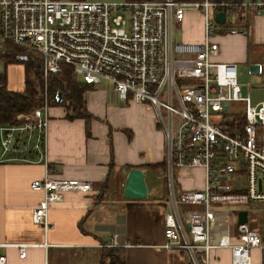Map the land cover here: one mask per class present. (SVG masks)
Instances as JSON below:
<instances>
[{
  "label": "built area",
  "instance_id": "2783aa9c",
  "mask_svg": "<svg viewBox=\"0 0 264 264\" xmlns=\"http://www.w3.org/2000/svg\"><path fill=\"white\" fill-rule=\"evenodd\" d=\"M192 12L202 18V40L174 43L172 30ZM218 12L225 20L228 15H264V0H0V46L37 54L46 86L49 76L66 65L86 85L106 82L121 99L131 96L135 103L150 106L164 137L171 207L157 247L189 253L194 264H208L209 252L216 248L230 249L231 264H251V252L257 250V264H264L259 228L237 224L235 244L213 234L223 226L220 218L214 219L218 207L248 202L264 206V103L251 106L247 95H241L235 64L212 59L219 50L213 40ZM44 92L40 107L18 115L17 123L0 126V163L46 162L49 106L46 88ZM228 103L241 106L244 116L241 132L234 135L223 131V116L217 115ZM174 169L202 170L203 188L175 192ZM30 188L44 194L31 220L45 234L52 227V204L67 192L93 190L89 181L48 174ZM8 247L24 258L29 244L0 243V264H6L1 249Z\"/></svg>",
  "mask_w": 264,
  "mask_h": 264
},
{
  "label": "crops",
  "instance_id": "0c3cea01",
  "mask_svg": "<svg viewBox=\"0 0 264 264\" xmlns=\"http://www.w3.org/2000/svg\"><path fill=\"white\" fill-rule=\"evenodd\" d=\"M228 16L224 23L236 29L218 32L217 28L213 40L219 50L212 59L233 63L237 68L258 65L259 73L251 75L262 76L264 15ZM200 19L196 33L187 38L190 43L202 40ZM249 44L257 50L256 57L249 52ZM12 65L21 66L22 75L17 83H9L6 75L7 89L22 91L23 65ZM259 82L264 84V78ZM85 109L92 117L86 128L83 119L64 118L61 107L48 108L45 163H0V243L29 244L24 258L18 257L16 248H2L6 264H108L109 248H116V254L126 264H194L189 253L157 247L163 241L164 216L171 207L164 137L150 106L135 103L131 96L123 100L110 84L100 82L85 94ZM161 163L164 169L154 173L144 168ZM131 168L144 170L145 181L147 175L152 177L147 198L124 200L115 193L110 201L104 200L110 177H114L113 184L120 187L122 195ZM46 174L89 181L93 190L87 194L67 192L61 202L52 204L48 210L52 227L45 234L31 220L32 210L44 194L32 190L30 184ZM171 180L174 191L179 192L202 189L204 177L200 169H174ZM222 207L216 209L214 219L220 218L223 226L213 234H221L235 244L236 214L221 211ZM251 257V264H257L258 251L253 250ZM208 264H231L230 249H212Z\"/></svg>",
  "mask_w": 264,
  "mask_h": 264
},
{
  "label": "trees",
  "instance_id": "16d2710c",
  "mask_svg": "<svg viewBox=\"0 0 264 264\" xmlns=\"http://www.w3.org/2000/svg\"><path fill=\"white\" fill-rule=\"evenodd\" d=\"M125 1H163V0H125ZM185 1V0H176ZM192 1V0H188ZM239 2L241 0H215ZM0 60L5 64H21L24 68L25 82L23 91H11L7 89L6 74L0 73V125H6L16 122V117L19 114H26L33 109L40 107L43 102L41 96V59L37 54L25 51L16 46L6 44L0 46ZM32 72L34 80L29 84L27 80L29 73ZM47 93L49 96V104L51 106H62L67 111L64 118L89 119V115L83 110V95L86 91L92 89L89 85L82 83L73 72L72 68L62 65L58 73L49 76ZM59 93L62 99L59 103L55 101V94ZM48 102V101H47ZM66 105V106H65ZM69 111L71 113H69ZM228 118V120H226ZM244 124V116L241 112L231 111L223 117L221 126L223 131L234 135L241 132V127ZM164 163L145 165L150 172H156L157 169L163 170ZM263 234V233H262ZM264 238V236H263ZM116 248L108 249V264H126L119 255L116 254Z\"/></svg>",
  "mask_w": 264,
  "mask_h": 264
},
{
  "label": "rangeland",
  "instance_id": "374dc122",
  "mask_svg": "<svg viewBox=\"0 0 264 264\" xmlns=\"http://www.w3.org/2000/svg\"><path fill=\"white\" fill-rule=\"evenodd\" d=\"M61 1H70V0H61ZM88 2H99V3H122L125 0H85ZM244 3H248L251 2L252 0H242ZM229 17V16H228ZM230 18V17H229ZM199 19L200 17L195 14V12L192 13H186L184 16V19L182 21V23L180 24L179 28H174L172 30V41L174 43H180V42H185L189 40H187L188 37H190L192 34L194 35L196 33V30L198 28L199 25ZM202 21V18L200 19ZM225 32H229L232 29H236L234 27H229L228 22L224 23L222 25H219L218 27V32L219 30H223ZM217 32V31H216ZM260 51L262 52L263 58L264 59V47L260 48ZM249 52L251 54H253L254 57H256V53L257 50H255V48L253 47V45L249 44ZM17 64V63H14ZM263 70H264V66H263ZM42 72V70H41ZM0 73H6V75L8 76V81L9 83H17L18 80H20V75H22V68L19 65H12V64H5L4 61L0 60ZM42 74V73H41ZM264 78V71H263V75L262 76H255V75H251L248 72L247 67H244L242 65H239L237 68V81L239 84L241 85H246L247 86V97L249 99V104L251 106H254L257 103H264V88H250V85L253 84H261L259 81L261 80V78ZM79 79V78H78ZM22 80V78H21ZM27 80L29 81V84H32L31 81L34 80L32 77V72L29 73ZM41 86H42V91H41V96H43L44 98V90L46 88V96H47V101H48V106L49 107H61L63 109L64 112V116L66 114L65 111H67L66 109H64V107L62 106H51L49 104V102H51L48 98V93H47V88H48V83L47 86L44 84V80L41 76ZM90 87H95V86H90ZM92 90V89H91ZM89 90V91H91ZM23 91V90H22ZM88 91H86L83 95V110L89 115V113L87 112V110L85 109V94ZM61 96V95H60ZM62 99V96H61ZM66 106V105H65ZM231 111H236V112H240L242 111L241 106L233 104V103H228L227 109L222 111L220 114V116H226L228 115ZM69 113H71L69 111ZM92 117H90L89 115V119L85 120L84 118H75V119H83L84 123H85V128L86 126H88V121L91 119ZM73 120V119H71ZM228 120V118L226 119ZM114 177H110L109 180L107 181L106 185V191L103 194L104 200L106 201H110L111 198L113 197V194L116 193L117 197H121V193H120V187L119 186H115V183L113 184V179ZM152 177H150V175H147L146 177V182L148 186H150ZM242 183H244V178L242 180ZM119 185V184H118ZM235 192V191H233ZM177 205L180 208L181 204L179 201H177ZM190 209H199L198 207H190ZM245 210L247 212V222L249 224H254L255 228H261L264 231V206L262 205V203L260 202H248L247 204H240L237 206H223L221 211H225V212H233V214H236V210ZM99 254V253H97ZM94 259H96V255H94ZM50 261H51V257H50ZM52 264V263H51ZM96 264V263H94Z\"/></svg>",
  "mask_w": 264,
  "mask_h": 264
},
{
  "label": "water",
  "instance_id": "95a60500",
  "mask_svg": "<svg viewBox=\"0 0 264 264\" xmlns=\"http://www.w3.org/2000/svg\"><path fill=\"white\" fill-rule=\"evenodd\" d=\"M215 21L218 25H222L225 22V14L218 12L214 15ZM248 71L250 74H257L260 71V66L250 64L248 65ZM250 88H264V84H253ZM241 95L247 94V86L241 85ZM55 101L59 103L61 96L59 93L55 94ZM225 108V105H223ZM148 188L145 181V172L139 168H131L127 173L123 187H122V199L124 200H144L147 198ZM237 224H244L247 222V214L244 210H239L236 213Z\"/></svg>",
  "mask_w": 264,
  "mask_h": 264
}]
</instances>
